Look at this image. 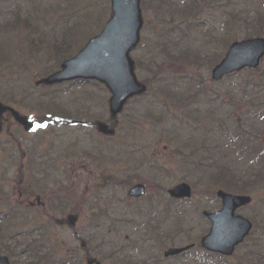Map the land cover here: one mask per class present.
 Returning <instances> with one entry per match:
<instances>
[{
	"label": "rangeland",
	"instance_id": "374dc122",
	"mask_svg": "<svg viewBox=\"0 0 264 264\" xmlns=\"http://www.w3.org/2000/svg\"><path fill=\"white\" fill-rule=\"evenodd\" d=\"M187 1L182 0L180 5ZM247 3L220 0L218 6H207L209 3L205 2V7L188 16L180 27L187 29L192 23L199 24L189 32L187 44L202 55L219 53L220 49L214 44L210 46V36L203 32L220 36L224 12L252 19L257 11H264V0ZM152 14L146 16L149 27L141 33L143 49L139 46L131 54L138 81L155 85L162 79L155 76L164 73L168 81L171 77H179L173 78L175 81L197 79L203 82L201 94L195 96L192 92L195 96L190 100L192 109L185 112L182 106L170 105L169 98L160 91L148 89V94L126 105L117 118L112 139H104L94 129L56 123L35 133H25L12 119L4 120L0 134V192L8 194L11 187H17L26 191L25 198L29 199L25 204L34 203V193L44 204L43 209L20 207L16 220L15 209L8 202L0 205L1 212L12 213V219L0 223V255L8 256L12 264H85L81 241L86 243L88 255L102 264H205L197 259L203 252L198 247L199 240L209 228L201 213L220 208L215 198L218 188L199 179L197 166L179 163L180 142L173 128L185 116L188 122L184 127L191 126V130L194 126L200 130L218 129L216 139L220 144L236 133L235 128L242 132L247 129L252 137L263 142L264 119L251 128L244 123L246 99L241 91L246 83L244 77H229L215 84L205 66L168 64L165 68V62L157 57L163 43L157 47L151 43L152 39L165 41L163 34L175 27L172 24L156 27V34L162 38L155 39L149 33L151 24L153 28L155 24ZM91 15L100 17L99 24L103 26L110 15V1L0 0V101L18 114L34 118L43 114L36 104L53 99L61 110L68 111L71 119L108 124L109 94L102 86L34 85L63 62H58L60 52L55 53L54 45L59 46L72 26L83 28L71 32L73 47H67L69 54L74 55L86 43L85 19L88 16L92 19ZM144 15L142 12L143 19ZM176 19L173 21H179ZM246 30L245 26L235 27L232 35L240 41L245 39ZM146 49H150L148 57ZM228 94L238 103H233L236 104L233 108ZM156 99L167 102L164 112L159 113L153 106ZM173 118L175 126L170 122ZM232 118L239 119L238 126L234 120L231 122ZM239 168L245 170L242 165ZM243 179L247 183L254 177L247 174ZM179 183L191 187L189 201L173 202L167 197L166 191ZM135 184L145 186V195L138 200L126 195ZM250 189V205L237 214L253 224L255 233L230 258L221 260L224 264H264V184ZM45 215L54 220L37 219ZM67 217L74 219L73 229L66 224ZM192 242L196 247L191 253L170 259L162 257L167 249ZM25 250L30 253L27 255Z\"/></svg>",
	"mask_w": 264,
	"mask_h": 264
},
{
	"label": "trees",
	"instance_id": "16d2710c",
	"mask_svg": "<svg viewBox=\"0 0 264 264\" xmlns=\"http://www.w3.org/2000/svg\"><path fill=\"white\" fill-rule=\"evenodd\" d=\"M148 1L140 0L141 11L145 14L142 32L145 33L149 27V23L147 21L148 18L146 16H150L151 12H153L152 17L154 18L155 24L154 28L151 24L149 33L153 34V36L155 35V39L162 38L160 35L156 34L158 31L157 28H165V26L169 24H172L175 27L173 29H169V32L163 34L165 41L152 39L151 43V45L153 44L155 47L163 43L162 46H159L157 57H160V60L165 62L167 65L165 68H168V66L171 64H182L189 65L192 68L205 66L208 70H211V68L215 66L222 58L227 46L231 42L238 40V38L232 35L233 28L235 27H246V33L243 35L245 39L256 37L264 38V11H257V13H255L256 16L252 19H242L239 17L238 13L227 14L224 12L222 17L224 19L223 32L220 36L214 37L215 35L211 32H203L210 36L209 45L211 46L214 44L220 49L219 53L211 51V53L202 55L200 50H194L193 47L187 44L191 35L189 32L192 29L195 30L197 27H199V24L192 23L191 27L187 29L183 28L184 30L180 27L185 24L186 19L189 18L188 16L198 11L201 6L205 7V2L209 3L207 6L214 4L218 6L220 0H188L186 3H182L183 5H180L182 0ZM176 1H179V3H176ZM245 1L246 4L249 5L247 2L251 0ZM175 8L176 10L174 12ZM213 10L217 11V8L213 7ZM91 16L92 19H89L90 16L85 19L88 20V22H86L88 27H86V38L84 40H89L91 37L95 36L102 27V25L99 24L100 17L97 19L93 18V15ZM176 18H178L179 21H173V19ZM27 21L28 19L25 20L23 24ZM200 27L203 28L202 26ZM78 28L80 29L83 27H78L77 25L74 27L72 26L68 31V36H66L59 43V46L55 47L54 45L55 53L60 52V55L57 57L58 62L64 61L73 56L69 54L70 50L67 47H73L70 37L72 36L71 32ZM139 46L141 49H143L142 45L139 44ZM149 55L150 49H146L145 56L148 57ZM164 75L165 73L163 76ZM163 76H155L157 78L162 77L160 81L155 82V85H148L147 83H144L147 87V94L148 89L152 90L154 88L157 92L160 91L163 97L169 98L170 102L168 103L170 105L182 106L184 109H186L185 112H189V109H192L193 106L190 100L201 94L200 91L203 88V82L192 78H189L185 81L182 78H180L178 81L174 80L179 77H173L174 79L171 77V79L168 81L165 80L166 78ZM235 76L245 78L246 83L243 88H241V91L244 92L246 99V109L243 114V120L244 123L248 124V127L251 128L256 123L264 119V60H262L259 68L254 71L245 70L229 77ZM155 77H151V79H155ZM193 91L195 92V96L192 93ZM153 97L154 96L152 95V98ZM228 97L230 103H232L231 107H235L236 104L233 103H237V101L235 100L234 96L232 94H228ZM36 106L39 112L43 113L40 117L34 116L38 122H43L46 119H52L56 122L64 124L65 122L75 120L68 117L70 116L68 111L61 110L59 104H57L53 99L47 100L45 102H38ZM153 106L158 109L159 113H162L164 112V108L167 107V102L156 99V101H153ZM193 109H195V107ZM167 119L168 117L165 120ZM233 120L238 126L239 119L232 118V123ZM175 121V118L171 119V125H174L173 123ZM186 122H188L187 118L182 116L180 117V121L177 120V126L174 125L175 127L173 128L175 132H177L176 140L180 142V146L177 148V153L179 156H177L179 157V163L182 165L192 168L194 166L198 167L199 179L201 181H207L214 187H217L218 189L228 193L246 195L251 193L250 188L264 184V138L262 142L260 138L254 136L252 137L247 129V131L245 130L242 132L235 128L233 131L236 133H232L228 140L220 144L216 139L218 129L206 128L205 130H200V128L196 129V126H194V129L191 130V126L186 125V127H184ZM239 126L242 127V125ZM188 136L189 138L187 139ZM193 141L195 143H193ZM229 151H231V153ZM239 165H242L245 170L241 171ZM258 167H261V169L258 170ZM247 174L253 176L254 179L251 182L243 183L242 180H244L243 178ZM203 258L205 264H224V262L221 261L220 257L218 256H203ZM197 259H202L201 255H199Z\"/></svg>",
	"mask_w": 264,
	"mask_h": 264
},
{
	"label": "water",
	"instance_id": "95a60500",
	"mask_svg": "<svg viewBox=\"0 0 264 264\" xmlns=\"http://www.w3.org/2000/svg\"><path fill=\"white\" fill-rule=\"evenodd\" d=\"M110 18L102 30L88 40L83 48L73 57L64 61L58 71L38 80L35 86H52L72 81H96L109 92L108 113L112 122L122 112L129 99L141 96L146 86L140 83L134 73V62L130 58L140 41L143 19L139 0H110ZM264 57V40L247 39L229 45L224 57L211 70V80L218 82L224 77L244 69H256ZM8 112L15 122L26 132L35 129V123L0 103V121ZM98 133L112 136L114 131L103 123H97ZM177 200L189 199L191 189L185 184H177L167 191ZM144 195V187L135 185L128 191L129 197L139 198ZM216 197L221 202V209L215 213L203 212L210 221L209 232L200 239V246L212 253L230 257L236 246L249 234L251 223L235 215L236 210L247 206L251 199L244 195H233L217 191ZM193 246L168 249L164 258L178 256ZM0 264H9L6 257H0ZM87 264H99L87 260Z\"/></svg>",
	"mask_w": 264,
	"mask_h": 264
},
{
	"label": "flooded vegetation",
	"instance_id": "af4514ba",
	"mask_svg": "<svg viewBox=\"0 0 264 264\" xmlns=\"http://www.w3.org/2000/svg\"><path fill=\"white\" fill-rule=\"evenodd\" d=\"M14 187H11L10 191L8 192V194H5L3 191L0 192V205L1 204H5L8 202L9 206H11L12 208L15 209V220L17 218H19L18 216V210L20 207L24 206V207H37V208H44V204L41 202V198L37 193H34V195L32 196H36L34 198V203L33 202H28V204H25V201H27L29 198H25L26 191H22L19 188H15L12 189ZM41 193V192H40ZM25 199V200H24ZM2 210H0V223L5 222V220L7 219H12V213H7V212H1ZM48 219L50 221H53L54 218L51 217L50 215H45V216H41L40 218L37 219ZM69 220V218H66ZM58 224L61 223V221L57 220L56 221Z\"/></svg>",
	"mask_w": 264,
	"mask_h": 264
}]
</instances>
